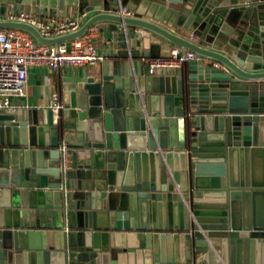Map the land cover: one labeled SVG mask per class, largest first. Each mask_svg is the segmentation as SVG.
I'll return each instance as SVG.
<instances>
[{
  "label": "water",
  "instance_id": "obj_1",
  "mask_svg": "<svg viewBox=\"0 0 264 264\" xmlns=\"http://www.w3.org/2000/svg\"><path fill=\"white\" fill-rule=\"evenodd\" d=\"M84 3L52 37L0 19L39 44L111 35L56 104L0 110V264H264V0H0V16ZM169 45L199 58L147 74Z\"/></svg>",
  "mask_w": 264,
  "mask_h": 264
},
{
  "label": "built area",
  "instance_id": "obj_2",
  "mask_svg": "<svg viewBox=\"0 0 264 264\" xmlns=\"http://www.w3.org/2000/svg\"><path fill=\"white\" fill-rule=\"evenodd\" d=\"M122 15H132V11L120 6ZM85 13L77 19L57 20L53 17H35L31 13L19 11L9 13L5 19L17 20L35 26L41 35L52 37L75 31ZM97 29L89 27L86 32L69 42L57 45L37 43L28 33L18 29H0V110L15 109L10 104L11 96H23L26 92L27 67L30 65L47 66L50 69L71 66H95L101 61L95 41ZM190 38L193 35L190 33ZM199 56L192 51H182L179 47L170 48L166 57L150 59L146 63V73L153 74L161 68L178 67L184 62L197 60ZM56 104L55 102H53ZM67 160L65 146L61 147Z\"/></svg>",
  "mask_w": 264,
  "mask_h": 264
},
{
  "label": "crops",
  "instance_id": "obj_3",
  "mask_svg": "<svg viewBox=\"0 0 264 264\" xmlns=\"http://www.w3.org/2000/svg\"><path fill=\"white\" fill-rule=\"evenodd\" d=\"M84 4H78L77 7L73 8L72 6H66L65 12L60 15L52 16L50 11L45 10L43 13L38 12V8H34L33 6H26L23 12L31 13L35 17H53L57 20H67V19H77L83 13L86 14ZM9 13L0 16V19H5ZM133 14V12H132ZM97 29V38L95 41V45L97 48V52L102 57L104 56L106 49L110 46V38L111 35L105 30L98 28ZM132 30V29H131ZM186 37L190 38V32H183ZM197 41L196 38H191ZM175 47L173 45H169V48L163 49L161 48L159 51L154 50L155 54L161 58L166 57L170 48ZM146 63L145 71H146ZM99 67V62L95 66H71V67H60L58 69H50L47 66H35L30 65L27 67V76H26V92L23 96H11L9 98L10 104L15 107L13 111H23L31 108H39V107H48L55 100H58V85L60 83L69 82L75 79H79L84 72H92L95 68ZM8 111H11L8 109ZM254 170L258 172L264 178V156L256 160L254 162Z\"/></svg>",
  "mask_w": 264,
  "mask_h": 264
}]
</instances>
